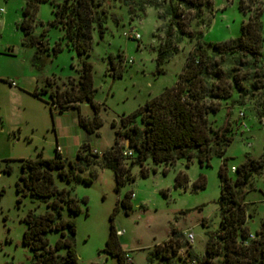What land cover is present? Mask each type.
<instances>
[{"label": "rangeland", "instance_id": "1", "mask_svg": "<svg viewBox=\"0 0 264 264\" xmlns=\"http://www.w3.org/2000/svg\"><path fill=\"white\" fill-rule=\"evenodd\" d=\"M149 1L101 0L97 10L104 18V30L101 37L96 30L91 31L89 53L82 57L92 66L93 101L99 105L98 117L101 120V126L88 134L78 125L76 109L59 112L50 104L48 97V91L55 88L64 90L70 79L76 80L79 63L75 53L65 47L60 29L49 26L54 18L53 7L49 3L38 5L34 17L36 25L31 34L38 36L46 30L42 43L49 50L59 43L62 50L55 57H47L41 68H36L30 63L33 50L21 46L23 34L16 28L23 0H0V264H30L31 252L21 245L25 229L22 219L28 211L37 215L46 211L43 203L28 196L17 203L18 160H33L38 155L51 159L55 155V147L60 146L64 160L72 162L82 145L94 150L99 160L114 145V133L120 118L174 85L197 39L214 44L236 38L255 6L260 7L259 20L264 37V0H251V9L243 10L240 9L241 3L249 5V0H211L212 13L201 10L198 18L195 11L178 7L183 10L182 22L191 34L190 38L178 40L165 13L169 0H157V7L149 6ZM167 30H170V40L175 49L164 59L160 66L162 71L158 73L155 54L165 42ZM134 34L139 35V40L132 39ZM261 52L264 56V45ZM108 59L115 67L122 68L120 76L112 75ZM233 66L236 67L232 61H226L223 71L229 70L234 74L236 69H232ZM23 67L27 73L25 76H35L37 91L47 89L46 93L40 94V99L31 96V92L19 91V86H9L8 82H15ZM243 86L247 89V96L242 105L231 106L238 100V94L232 91L230 99L218 101L219 111L208 118L214 127L229 123L232 141L225 149L224 172L231 182L234 180L232 168L234 170L250 159L260 162V167L252 170L248 184L241 189L245 227L254 233L264 217V103L256 93L251 95L248 83ZM226 108H230L228 117ZM78 112L85 118L93 117L91 107L85 103L78 104ZM117 142L122 151L128 148L125 139L118 138ZM133 158L123 157L122 162L133 180L118 189L112 171L98 163L78 174L80 179L90 178L88 184L73 180L68 185L53 171L55 187L71 188L70 195L80 207L79 214L73 217L77 264L117 263L115 257L103 251L110 226L114 228L119 246L131 264H148L150 252L157 246L163 249L168 240L180 246L173 256L167 249L174 264H186L191 257L201 259L207 234L218 229L217 171L222 159L212 157L209 167H199L195 160L188 164L184 160L154 164L147 159L141 166L129 165ZM6 166L10 168L9 174L3 173ZM142 170L145 176L140 174ZM178 174L185 175V186H174ZM200 177L204 186L195 189ZM129 193L131 208L125 215L120 201ZM116 207L118 212L112 217ZM62 217L67 218L66 208L62 210ZM185 233L193 234L191 246L185 241ZM58 238V232L47 235L50 245Z\"/></svg>", "mask_w": 264, "mask_h": 264}, {"label": "trees", "instance_id": "2", "mask_svg": "<svg viewBox=\"0 0 264 264\" xmlns=\"http://www.w3.org/2000/svg\"><path fill=\"white\" fill-rule=\"evenodd\" d=\"M21 18L16 24L23 36L21 46L33 49L30 63L33 67L41 68L47 57H55L61 50L59 43L49 50L42 41L46 30L38 36H33L32 30L36 25L35 14L40 3H49L53 7V21L49 26L58 27L62 32L61 39L65 47L72 50L79 59L76 68V80L70 79L68 87L58 91H48L50 104L59 112L69 108L77 110L78 125L88 134L94 133L100 126L98 117L99 105L93 101L95 89L92 82V66L82 60L90 49L91 31H97L101 37L104 21L98 8L101 0H23ZM175 2V5L173 3ZM249 5L241 3L240 9H251ZM146 3V2H145ZM149 6L157 7V0H150ZM195 11L199 17L201 10L212 13L211 0H169L165 13L170 20L177 40L190 38L182 22L183 10ZM260 7L255 6L247 21L241 25L236 38L219 43H205L197 39L187 54L184 66L173 86L165 88L158 96L146 101L143 106L133 113L122 116L115 131L114 145L105 151L99 160L92 151L82 145L76 152L75 160L66 162L64 158L54 155L51 159H43L38 155L36 159H20V175L15 183L17 203L28 196L34 201L45 205L46 211L34 214L28 211L22 221L25 229L21 236V245L31 252L30 264H77L78 256L74 247L75 222L73 217L79 214L78 201L70 195L71 188L57 189L53 183V171L66 184L73 180L90 183L91 179L79 178L92 165L103 166L112 171L116 188L132 181L128 174L122 156V149L117 139L127 141V147L132 150L134 158L129 165L141 166L147 159L154 164H172L177 160H184L186 164L195 160L199 167H209L212 157L222 159L218 168L219 195L217 206L219 211L218 229L213 234H207L202 258L196 260L188 254L189 261L195 264H264V217L256 232L251 233L245 227V212L243 209L244 195L241 189L250 180L252 170L260 167V162L250 159L234 168V180L231 182L225 175V149L231 143L229 137L230 126L226 122L221 127H214L209 121V115L219 111L218 101L228 100L232 91L238 94V100L232 105H242L247 96V89L243 84L248 83L251 95L256 93L261 103H264V56L261 52L264 45L263 26L259 20ZM174 45L170 40V30L165 33V42L157 49L155 64L157 72L161 73V65L174 52ZM226 61H232V74L223 71ZM108 69L114 77L120 76L122 68L115 67L108 59ZM47 89L31 92V96L40 99L41 93ZM47 103V102H44ZM85 103L93 111L91 119L85 118L78 112V104ZM230 108H226L229 116ZM115 126L114 123L111 124ZM131 156V157H132ZM127 158V157H126ZM129 158V157H128ZM98 161V162H97ZM3 173L9 174L6 166ZM142 176L146 173L142 170ZM185 175L178 174L174 180L175 187L185 186ZM204 182L200 177L194 188H203ZM1 196V195H0ZM131 194H126L120 201L125 215L129 214ZM84 203V201H83ZM66 208L67 218L62 217V210ZM118 212L116 207L112 217ZM112 219V218H111ZM58 232L59 238L50 245L47 235ZM251 233L253 239L248 240ZM247 239V241H246ZM180 246L168 240L163 246H157L147 258L148 264H174L167 253L175 255ZM105 253L116 258V264H131L126 260V254L119 246L116 232L110 226L105 242ZM154 261V263H153Z\"/></svg>", "mask_w": 264, "mask_h": 264}, {"label": "crops", "instance_id": "3", "mask_svg": "<svg viewBox=\"0 0 264 264\" xmlns=\"http://www.w3.org/2000/svg\"><path fill=\"white\" fill-rule=\"evenodd\" d=\"M23 63H25V62H23ZM25 74H27V73L24 72V67H23L21 72L18 75H16V81H15L16 83L14 81H9V82H13L16 87L19 86V88H20L19 91L23 90V91L29 92V93L33 92V91H37V84H36V81H35V76H33L32 74L29 75V76H25ZM9 82H8V84H9ZM62 154H64L63 153V149H62Z\"/></svg>", "mask_w": 264, "mask_h": 264}, {"label": "built area", "instance_id": "4", "mask_svg": "<svg viewBox=\"0 0 264 264\" xmlns=\"http://www.w3.org/2000/svg\"><path fill=\"white\" fill-rule=\"evenodd\" d=\"M132 39H134V40H139V35L138 34H134L133 36H132ZM9 85L10 86H15V84L13 83V82H9ZM239 117H241V114H239ZM241 124V123H240ZM242 125V124H241ZM92 153H96L95 151H92ZM55 154L56 155H58L60 158H63V154H62V148L60 147V146H56L55 147ZM122 156H124V157H131L132 156V150L131 149H129V148H126V149H124L123 151H122ZM232 171H234L233 170V168H232ZM119 234V233H118ZM184 237H185V241H186V243L189 245V246H191L192 245V243H193V234L192 233H185L184 234ZM247 239L248 240H250V239H253V235L251 234V233H249L248 235H247ZM247 239H246V241H247ZM188 264H195V262H194V260H191V261H189V263Z\"/></svg>", "mask_w": 264, "mask_h": 264}]
</instances>
